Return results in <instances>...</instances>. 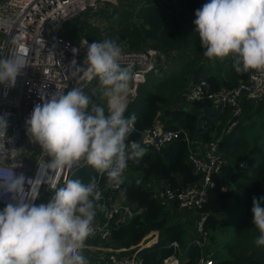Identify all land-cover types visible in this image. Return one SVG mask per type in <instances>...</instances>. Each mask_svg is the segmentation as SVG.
Wrapping results in <instances>:
<instances>
[{
    "label": "clouds",
    "instance_id": "clouds-1",
    "mask_svg": "<svg viewBox=\"0 0 264 264\" xmlns=\"http://www.w3.org/2000/svg\"><path fill=\"white\" fill-rule=\"evenodd\" d=\"M195 15L204 57H231L237 74L264 76V0H209ZM10 43L8 55L0 57V85L8 88L15 86L30 63L29 48L16 37ZM86 49L82 65L76 59L71 62L73 75L97 79L107 109L82 87L40 95L41 103L25 123L30 141L49 159L39 165L35 179L15 172L0 177V197H10L0 211V264H89L83 250L95 231L97 202L102 198L97 178L92 176L87 183L69 178L57 186L52 174L90 167L106 174L107 186L119 188L128 162H138L147 151L128 139L137 117L125 115L126 101L136 74L131 65L122 66V47L104 39L87 43ZM7 126V114L0 116V136ZM44 184L53 195L48 203L36 205ZM119 196L126 199L127 190ZM262 204L264 196L253 197V223L259 230L254 243L260 247H264Z\"/></svg>",
    "mask_w": 264,
    "mask_h": 264
},
{
    "label": "trees",
    "instance_id": "trees-1",
    "mask_svg": "<svg viewBox=\"0 0 264 264\" xmlns=\"http://www.w3.org/2000/svg\"><path fill=\"white\" fill-rule=\"evenodd\" d=\"M129 1L139 2L140 6L135 9L133 3L128 4L130 8L125 14V11L119 8L120 6L106 5L97 14L87 12L68 21L64 26L67 39L76 44L82 38L92 43L118 37L121 41L125 40L129 47L127 49H144L148 46L145 44V37L141 38L137 30H133L130 34V27L125 25L126 20L131 17L139 22L141 34L145 33L146 28L148 36L164 43L165 49L171 44L182 55L188 54L189 61L184 65L178 64V70L184 78L188 76L191 80L188 85L183 86L185 84L183 80L177 81L173 76L163 77L168 63L167 58H169L165 53L167 57H165L166 60L164 59L162 75L150 77L141 87L137 99L127 108L126 116L135 113L137 117L135 128L138 132L142 133L151 129L160 122L168 130L182 131V137L161 152L147 150L138 162H128L130 175L127 179H123V184L117 188L114 195L119 196V192L126 189V201L140 214L113 231L112 238L115 245L127 249L137 247L148 235L155 232L158 235L156 243L140 251L143 264H165V260L174 255L180 260L179 264H198L205 253V247L188 245V236L192 230L188 224V214H180L175 209L164 210L154 194L144 189L143 183L156 177L166 181L173 190L200 184L201 177L195 175L193 166L188 163L189 146L186 137L193 141L201 137L207 142L221 138L219 146L224 164L221 171L213 175L214 186L208 189V201L200 210V213L208 216L204 230L208 239L214 241L216 234L227 226L226 220L221 215L226 211L229 201L232 198L235 199L240 210L235 226L236 237L243 235L250 226L254 231L253 243L248 246L250 238L245 239L242 252L236 255L233 252L239 248L229 241L225 247L227 257H219L215 261L217 264H243L244 262L264 264V247L254 243L259 236V230L253 223L251 211L253 197L264 196V99L258 103L245 100L243 113L235 119L238 124L230 133L225 131L232 119L231 112H227L222 118L214 113L211 119L198 116L200 110L210 112L211 102L187 104L181 100L179 106H174L168 89H176L177 84L184 88L185 92L191 82L206 78L211 90L216 92L222 88L235 87L240 81L247 80L249 73L237 74L232 66L231 58L225 61L220 59L217 64L221 69L215 70L206 66L205 60L208 58L197 53L190 54L194 52L192 47L197 43L195 31H182L181 24L177 22L174 14L169 13L171 7L167 6L164 0H124L125 3ZM172 1H177L181 7L190 12L191 18L188 22H194L196 11L202 8L199 0ZM89 17L97 18V22L90 23ZM115 17H118V20L112 21ZM102 26H106V36L102 32ZM194 29L196 30V26ZM165 39H169L170 42ZM154 46L159 48L157 44ZM201 51H204L203 47ZM206 72H211L212 75L203 77ZM202 122L207 123V129L202 127ZM139 137L140 134L132 132L128 139L132 141ZM92 176H96L98 181L99 174L94 169L85 167L72 179L79 178L87 183ZM105 179L106 177L102 184L105 183ZM137 180L140 181L139 185L136 183ZM174 242L179 244L178 250L171 246ZM88 243L89 241H86V244Z\"/></svg>",
    "mask_w": 264,
    "mask_h": 264
},
{
    "label": "built area",
    "instance_id": "built-area-1",
    "mask_svg": "<svg viewBox=\"0 0 264 264\" xmlns=\"http://www.w3.org/2000/svg\"><path fill=\"white\" fill-rule=\"evenodd\" d=\"M171 7L169 13L174 14L177 22L186 25L190 20V12L186 11L177 1L164 0ZM202 6L209 0H199ZM106 5L117 7L118 0H3L0 1V57L7 56L11 46V40L19 38L29 48V67L17 78L14 87L8 88L0 85V116L7 114V129L0 136V177L15 172L24 174L28 178L35 179L39 165H44L45 157L38 146L30 141L26 129V120L30 117L34 106L41 103L40 95L54 92L66 93L74 87H82L85 92L96 79L88 81L81 79L82 74L73 75L75 69L71 66L73 59L78 64L83 63L87 54L89 40L82 38L79 43L69 41L64 32L65 24L87 12L97 14ZM102 32L106 36V26H102ZM103 35V36H104ZM165 54L154 45H149L140 50L124 49L122 66L131 65L136 74L127 97V105L133 103L139 89L147 83L152 76H161L165 65ZM165 59V60H164ZM264 99V76L256 72H249L245 81H240L233 88H222L213 92L206 78H200L191 82L189 88L182 94L181 100L187 104L211 102L210 112L200 110V117H209L213 113L217 117H224L231 112L225 133H230L236 127L238 119L243 113V103L251 100L258 103ZM128 108V107H127ZM192 110V109H191ZM206 113V114H205ZM202 127L207 129L206 122ZM134 133L140 134L136 140L147 150L161 152L169 144L177 142L182 137V131L168 130L160 122L151 129L140 133L134 125ZM199 139V140H198ZM189 140L188 163L194 168L196 176L201 177L198 185H192L182 189L173 190L166 181L159 178H151L144 181L146 191L152 192L164 208L169 210L171 206L180 214L196 212L199 219L196 223V232L202 238L207 239L204 230L207 215L200 213L204 204L208 201V189L214 186L212 177L221 171L224 164L220 152L221 138H215L209 142L199 137ZM85 168V167H83ZM64 170L53 173L57 186L64 183L81 169ZM128 168V167H127ZM106 177L99 174L98 184L102 187V198L98 203L97 214L94 220L95 231L87 239L84 250H99V256L89 264H143L140 251L156 243L157 233L148 235L137 247L130 249L116 246L112 233L140 214L126 199L115 196L116 187L107 186L102 181ZM26 190L30 186L26 183ZM53 191L44 184L38 190L36 205L49 202ZM10 197H0V211L9 202ZM157 239H156V237ZM204 241V240H203ZM179 249V244H171ZM197 246H201L197 244ZM204 246V245H203ZM205 264L213 258L203 255ZM200 258V259H201ZM199 259V261H200ZM198 261V264H199ZM165 264H179L174 255L165 260Z\"/></svg>",
    "mask_w": 264,
    "mask_h": 264
},
{
    "label": "rangeland",
    "instance_id": "rangeland-1",
    "mask_svg": "<svg viewBox=\"0 0 264 264\" xmlns=\"http://www.w3.org/2000/svg\"><path fill=\"white\" fill-rule=\"evenodd\" d=\"M125 2H124V0H122V1L118 0L117 6H120L119 8L124 10L125 14H126L128 12V8H130L128 4H132L133 2H130V1L128 3H125ZM133 5L135 6V9H137L140 6V3L134 2ZM125 17H127V16H125ZM83 19H85V17ZM117 20H118V17H115L112 21H117ZM89 22L95 23V22H97V18H95V17L90 18L89 17ZM98 24H99V22H98ZM108 25H110V24H108ZM125 25L130 27V34H132L133 30H137L140 33L141 38L145 37V42H146L145 44H149V45L157 44V45H159V48L161 49V51L164 54L166 53L168 55V57H169V58H167L168 63L165 67V70H164L165 73H164L163 77L167 78V76H173V77H175V79L177 81L183 80V81H185V84H183V86L186 84L188 85L190 83L191 77L187 76V78H184L181 75V72L178 70V67H179L178 64L184 65L185 63H187L189 61L190 58L188 57V54H185V55H187L186 56L187 58L184 57L185 55H182L181 53H179V51L174 49V46L171 44L169 45V47L167 49H165L163 47L165 45L164 43L156 40L152 36L151 37L148 36V34H147L148 30L146 28H145V33L141 34V31H140L141 26H139V22L135 19H132L131 17L126 20ZM135 25H137L139 27H136ZM147 26H149V25H147ZM192 26H193V29H192ZM194 26H196L194 22H188L186 25H181L180 27H181L182 31H184V30L195 31L194 33L196 34L197 43H195V45H193L192 48H194V52L190 53V54L197 53L198 55L203 56V51H201L202 44H201V40L199 37V33L197 30L194 29ZM109 32H111V30ZM106 33H107V31H106ZM130 34H128V36H131ZM133 38H135V37H133ZM108 39H112V40L116 41L122 47L123 50L127 49V47H128L125 40L121 41V40H119L118 37L108 38ZM166 41L170 42L169 39ZM229 58H231V57L224 58L223 60L225 61ZM218 61H220V59H208V60H205V63H206L207 67H210V68L217 70V69H221L220 65L217 64ZM215 72H217V71H215ZM208 75H212V73L206 72V74L203 77L208 76ZM95 87L99 93L98 103H100V105H103L107 109L106 99L102 98L100 91H99V82L96 83ZM140 89H139V91H140ZM168 90H170L169 97L172 98L171 100H172V103L174 104V106H179L180 105L179 102L181 101L182 94L184 93V88H181L177 84L176 89L170 88ZM138 94H139V92H138ZM177 97H178V99H177ZM94 102L96 103L97 100H94ZM239 216H240V210L237 206L235 199L232 198L228 203L226 211L224 212L223 215H221V217H223L226 220L227 226L216 234L215 240L214 241L211 240L212 244L209 245L211 248L214 247L215 249H217L216 252L220 256V258L227 257L228 253H227L225 247L229 243V241L234 243V245H237V248H239V249L234 250V252H233L236 255H239V253L242 252L241 250L244 248L243 241L245 239L250 238V241L248 242V246L252 245V243H253L254 231L250 228V226L243 235L236 237L235 226H236V223L238 222ZM83 255L88 260V258H87L88 251L87 250H83ZM243 264H249V263L244 262Z\"/></svg>",
    "mask_w": 264,
    "mask_h": 264
},
{
    "label": "crops",
    "instance_id": "crops-1",
    "mask_svg": "<svg viewBox=\"0 0 264 264\" xmlns=\"http://www.w3.org/2000/svg\"><path fill=\"white\" fill-rule=\"evenodd\" d=\"M93 24V23H92ZM98 82V80L96 79L93 84L85 91L86 94H88L92 100H97L96 104H100L98 103V98H99V93L98 90H96V83ZM95 93V94H94ZM107 102V101H106ZM130 175V170L127 168L123 174V179H127ZM170 209H174L173 206H171ZM174 212V211H173ZM187 219L189 222H191L192 224H189V227L192 228L191 232L189 233L188 236V245L192 246V245H202V248L205 247V253L204 255L208 256L209 258H215L214 260H217V258H219L220 256L217 254L216 250L214 247H210L209 245L212 244L210 239H204L202 238L200 235L197 234L196 232V223L199 219V214H197L196 212L193 213H189L187 215ZM156 237V236H155ZM157 239V237H156ZM204 240V241H203ZM204 245V246H203ZM88 251V256L91 257L90 258V262L94 261L98 256H99V250L95 251L92 247V249L87 250ZM179 260V259H178ZM89 262V263H90ZM180 262V260H179Z\"/></svg>",
    "mask_w": 264,
    "mask_h": 264
},
{
    "label": "water",
    "instance_id": "water-1",
    "mask_svg": "<svg viewBox=\"0 0 264 264\" xmlns=\"http://www.w3.org/2000/svg\"><path fill=\"white\" fill-rule=\"evenodd\" d=\"M0 1H3V0H0Z\"/></svg>",
    "mask_w": 264,
    "mask_h": 264
}]
</instances>
